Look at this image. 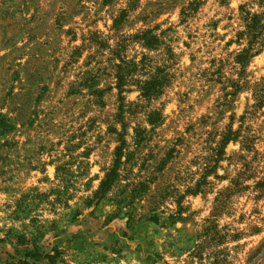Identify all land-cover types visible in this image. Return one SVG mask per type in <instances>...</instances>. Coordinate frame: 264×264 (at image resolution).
Returning <instances> with one entry per match:
<instances>
[{
  "label": "rangeland",
  "instance_id": "374dc122",
  "mask_svg": "<svg viewBox=\"0 0 264 264\" xmlns=\"http://www.w3.org/2000/svg\"><path fill=\"white\" fill-rule=\"evenodd\" d=\"M242 7L261 12L0 0V264H264V46L242 74Z\"/></svg>",
  "mask_w": 264,
  "mask_h": 264
},
{
  "label": "trees",
  "instance_id": "16d2710c",
  "mask_svg": "<svg viewBox=\"0 0 264 264\" xmlns=\"http://www.w3.org/2000/svg\"><path fill=\"white\" fill-rule=\"evenodd\" d=\"M258 6L261 12L256 14L245 12V8H241L244 13V30L238 33L237 43L240 45L241 42L245 41L247 44L240 54L236 56V64L241 67L242 74L251 58L259 53L260 47L264 46V0H258ZM119 89H122L121 85L119 86ZM158 94H160V90L152 87L150 84L141 89L142 98L151 99V97ZM229 141L230 138L224 136L223 144H227ZM121 150L122 149L119 148L117 150L118 153H120Z\"/></svg>",
  "mask_w": 264,
  "mask_h": 264
}]
</instances>
